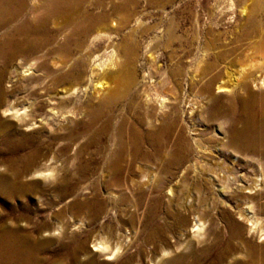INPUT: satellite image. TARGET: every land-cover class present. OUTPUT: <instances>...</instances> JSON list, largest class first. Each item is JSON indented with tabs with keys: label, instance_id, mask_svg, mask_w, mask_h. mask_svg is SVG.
<instances>
[{
	"label": "rangeland",
	"instance_id": "obj_1",
	"mask_svg": "<svg viewBox=\"0 0 264 264\" xmlns=\"http://www.w3.org/2000/svg\"><path fill=\"white\" fill-rule=\"evenodd\" d=\"M131 6L140 17V23L137 24V20L133 19L131 26L123 32L127 33L129 41L126 49L122 52L119 50L117 58L114 56L117 65L112 69L116 74L125 76L131 72L135 77H130L131 81L127 79L126 85L121 87L123 91L127 88L130 93L139 95L134 101L138 107L130 112L127 110V113H132L133 116L152 113L153 108L145 105L147 93L168 97L177 93L180 98H184L177 114V133L186 135L193 151L188 153L183 163H174L172 166L166 165V158L150 156L149 160H145L140 156L134 160L126 155L124 164L128 166L120 171H113L108 167L111 152L115 149L114 142L109 141V135L106 137L108 152H99L89 145L78 158L75 156L76 150L64 152L63 148L68 143L66 136L70 133L74 132L82 145L89 143L88 136L93 133L90 131L86 134L83 124L88 118L84 113L69 112L73 108H66L82 107L93 96L94 83H89V75L85 76L79 92L67 99V106L56 109H53L55 105L39 108L28 121L32 123L27 127L22 126L23 132L30 135V156L34 150H38V155L30 159V172L20 179L22 195L13 199L9 205L5 197H0V218L5 217L6 223L20 225L22 229L30 228V232L40 227L41 231L34 232L36 238L55 240L56 243L50 250L42 252L43 256L56 249L63 240L69 241V235L87 237V229L97 235L110 236L116 241L120 237L127 242L132 239L134 232L137 233L134 245L128 251L132 253L136 252L142 241V232L150 229L146 225V215L150 205L157 200L160 201L156 213L158 223L165 226V233L170 236L173 244L179 240L187 243L194 238L189 232L195 223L194 214L183 210L187 199H192V209H208L206 212L202 211V217L207 222L206 233L212 240L215 239L217 230L225 238H230L233 226H242L235 239L240 247L239 260L251 261L249 247L264 249V240H261L259 232L250 233L251 226L240 213L251 210L258 217L259 225L264 227V156H247L229 150L215 151L214 157L201 156L193 138L199 137L198 134H205L206 139L212 137L219 141L228 140L230 128L226 120L211 121L209 118L210 97L214 94L220 101L227 103L231 96L218 93L217 84L228 76L240 79L244 75L246 77L242 76L241 80H247L249 76L256 74V60L264 57V40L258 39L253 47H246L243 54L237 51L232 58L227 59L230 60L227 69L226 62L218 61L213 53L225 50L222 46L231 44L239 33V25L245 16L242 11H264V0H132ZM209 10L227 14L224 19L220 16L210 20L206 15ZM196 13L201 16V24L194 18ZM204 23L209 24L207 29L203 28ZM209 29L213 30L211 35L207 34ZM177 36L188 41L187 45H178ZM114 38L119 49L120 36L115 35ZM207 41L210 44L215 41L220 46L218 49H211L208 57L200 49V44ZM235 45L237 46L233 44L231 47ZM111 50L112 48L108 53H103L104 60L111 54ZM217 61L220 62V67L216 72L220 76L214 82L212 94L204 93L199 80L202 73ZM176 67L180 68V72L174 74ZM42 73L37 67L30 72H25V69L12 72L11 78H7L5 82L8 98L2 109L13 105L21 111L25 108L31 111L29 106L32 105V95L37 91H44L51 81V78ZM99 75L98 72L97 76ZM193 76H196V81H193ZM109 82L113 83L111 79ZM131 84L134 85L130 86ZM89 85L87 91H83ZM188 99L192 103L190 107L186 104ZM173 102L172 99L167 101L168 105ZM151 105L157 109L156 103ZM48 118L51 120L48 121ZM116 124L117 122L114 123L110 136L117 128ZM52 157L55 159L52 160ZM217 161L220 164L217 165ZM52 166L58 169L55 167L56 170H52ZM80 166H85V169ZM5 170V163L0 159V173H7L8 170ZM213 175L218 176V179L215 180ZM259 177L263 178L261 184L255 186L253 183ZM74 205H78L79 209H74ZM87 205H102L104 211L101 217L94 220ZM22 208L30 210L27 213L30 218L21 220L15 215ZM176 213L189 216V223L178 221ZM67 224L68 229H62ZM90 245L93 246L92 241ZM103 257L100 255V258ZM114 262L115 260H111L110 264Z\"/></svg>",
	"mask_w": 264,
	"mask_h": 264
},
{
	"label": "bare ground",
	"instance_id": "obj_2",
	"mask_svg": "<svg viewBox=\"0 0 264 264\" xmlns=\"http://www.w3.org/2000/svg\"><path fill=\"white\" fill-rule=\"evenodd\" d=\"M130 2L132 0H0V159L8 170L7 173H0V197H5L8 205L22 195L20 179L30 172V159L38 155V150H34L30 156V135L23 132L22 126L27 127L32 123L28 121L39 108L55 105L53 109H56L67 106V99L79 92L84 77L88 75L89 83H94L93 96L82 107L66 108H73L69 112L84 113L88 118L83 124L86 134L90 131L93 133L87 135L89 143L83 145L74 132L70 133L66 136L68 143L63 148L64 152L76 150L75 156L78 158L84 154V148L88 145L99 152H108L106 137L109 135V141L114 142L115 149L111 152L108 167L110 170L120 171L128 166L124 164L126 155L134 160L140 156L145 160H149L150 156L166 158V165L172 166L174 163H183L188 153L193 151L186 135L177 133V114L184 101L177 93L172 97L147 93L145 105L153 108L152 113L140 116L127 113V110L130 112L138 107L134 101L139 95L130 93L127 88L123 91L121 87L126 85L127 79L131 81L130 77H135L131 72L122 76L112 69L117 65L114 56L117 58L119 50L124 51L129 41V36L123 32L131 26L133 19L137 20V24L140 23V17ZM249 11H242L245 16L239 25V33L231 44H225L222 46L225 50L213 53L218 61L226 62V69L230 62L227 59L232 58L237 51L243 54L246 47H253L258 39L264 40V11ZM226 14L210 10L206 13L210 20L220 16L224 19ZM200 17L199 13L194 15L197 23H200ZM207 27L209 24L204 23L203 28ZM212 33V29L207 32L210 35ZM115 35L121 39L119 49L114 43ZM176 39L182 47L188 43L181 36ZM233 44L237 46L231 47ZM219 47L215 41L213 44L208 41L200 44L206 57L211 49ZM111 48V54L104 60L103 53H108ZM218 61L202 73L199 82L204 93L212 94L214 82L220 76L216 72L220 67ZM256 61L255 67L258 70L249 79L241 80L244 75L240 79L232 78L231 74V77L228 76L217 84L218 93H226L231 97L226 103L220 101L218 96L211 95L209 118L211 121L226 120L230 128L229 137L227 141H219L212 137L206 139L205 134H198L199 137L193 139L201 156L214 157L215 151L227 150L247 156H264V57ZM36 67L51 78V81L44 91H37L32 95V105L29 106L31 111H27L28 108L21 111L13 105L2 109L8 98L5 82L7 78H11V73L20 69L30 72ZM178 72L180 68H174L173 73ZM195 78L196 76L192 77L193 81H196ZM110 79L113 83L109 82ZM132 85L134 84L130 86ZM88 87L90 85L83 91H87ZM169 99L174 101L171 105L167 103ZM153 103H156L157 109L151 105ZM186 104L190 107L192 103L188 99ZM169 108L170 110H165ZM49 120L51 119L48 118ZM115 122L118 124L115 125L117 128L110 136ZM216 164L220 163L217 161ZM55 167L52 166V170ZM80 167L85 169V166ZM213 178L216 180L218 176ZM262 179L259 177L253 184L260 186ZM192 202V199H187L183 210L194 214L195 223L189 229L194 238L187 243L179 240L173 244L170 236L165 233V226L158 223L156 213L160 201L157 200L150 205L146 215V225L150 229L142 232V241L136 252L132 253L128 251L134 245L137 233L134 232L135 235L127 242L120 237L116 241L110 236L97 235L87 229V237L69 235V241L63 240L56 249L43 256L42 252L50 250L56 243L55 240L36 238L34 232L41 231L40 227L30 232V228L22 229L20 225L6 223L5 217L0 218V264H110L111 260H115L114 264H264V249L256 246L249 247L251 261L239 260L240 247L235 239L240 233L241 225L233 226L230 238H225L217 230L216 237L212 240L206 233L207 222L202 217L203 212L208 209H192ZM87 206L94 220L101 217L104 211L102 205ZM74 209H79L78 205H74ZM29 211L22 208L15 215L21 220L28 219ZM184 214L176 213V218L188 224L189 216ZM240 216L248 220L250 233L259 232L261 240H264V227L259 225L258 217L251 210H246L244 214L241 212ZM62 229L67 230L68 224L62 226ZM91 241L93 246L90 245ZM184 245L183 250L179 251ZM100 255L104 257L100 258Z\"/></svg>",
	"mask_w": 264,
	"mask_h": 264
}]
</instances>
